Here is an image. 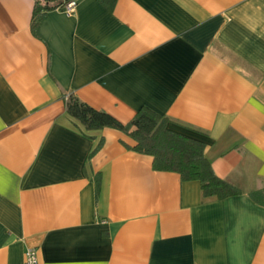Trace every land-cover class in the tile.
Returning <instances> with one entry per match:
<instances>
[{"label": "crops", "instance_id": "crops-1", "mask_svg": "<svg viewBox=\"0 0 264 264\" xmlns=\"http://www.w3.org/2000/svg\"><path fill=\"white\" fill-rule=\"evenodd\" d=\"M74 1L32 30L35 0H0V264H264V0ZM70 96L168 118L240 195L205 199L123 133H85Z\"/></svg>", "mask_w": 264, "mask_h": 264}, {"label": "trees", "instance_id": "trees-1", "mask_svg": "<svg viewBox=\"0 0 264 264\" xmlns=\"http://www.w3.org/2000/svg\"><path fill=\"white\" fill-rule=\"evenodd\" d=\"M69 1L71 0H35L32 30L36 29L48 11L62 10ZM66 113L85 133L113 129L130 137L135 145L129 149L152 157L155 171L178 174L182 182H198L205 199L224 200L240 195V190L214 174L204 155L205 145L200 138L172 131L168 118L148 108L140 109L129 123L122 124L108 113L95 110L75 96H70L66 101ZM102 144L101 139L94 153ZM249 197L254 203L264 207V190L254 191Z\"/></svg>", "mask_w": 264, "mask_h": 264}, {"label": "built area", "instance_id": "built-area-1", "mask_svg": "<svg viewBox=\"0 0 264 264\" xmlns=\"http://www.w3.org/2000/svg\"><path fill=\"white\" fill-rule=\"evenodd\" d=\"M76 7V2L71 0L64 4L62 11L66 15H72ZM22 264H38L37 251L34 248H28L24 254V261Z\"/></svg>", "mask_w": 264, "mask_h": 264}]
</instances>
